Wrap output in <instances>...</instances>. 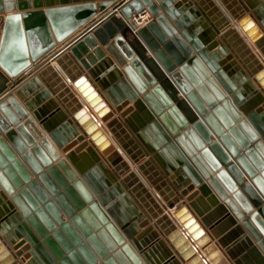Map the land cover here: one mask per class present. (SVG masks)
<instances>
[{"label": "water", "instance_id": "obj_1", "mask_svg": "<svg viewBox=\"0 0 264 264\" xmlns=\"http://www.w3.org/2000/svg\"><path fill=\"white\" fill-rule=\"evenodd\" d=\"M231 1L0 0V264H264V0Z\"/></svg>", "mask_w": 264, "mask_h": 264}, {"label": "crops", "instance_id": "obj_2", "mask_svg": "<svg viewBox=\"0 0 264 264\" xmlns=\"http://www.w3.org/2000/svg\"><path fill=\"white\" fill-rule=\"evenodd\" d=\"M220 3L224 6V8L226 9V11L228 13H230V10L227 9V5H225L222 0H219ZM229 5H231L234 9H236V6L233 4V2L231 0H227ZM215 6H218V3L216 2V0H214ZM206 4L208 5V2L206 1ZM238 31V30H237ZM236 31V35L237 37H235L234 35H232L234 43H237L239 46H241V44L238 42L239 39H241V33L238 31ZM65 64L67 65V67L72 70L73 74H76L78 70H76L74 67H72L70 65V63H68L67 61H65ZM53 66L56 65L55 62L52 63ZM55 71H50L48 76L45 77V83L43 82V85L46 86L48 85L49 88L56 90L58 89L59 92L56 93L55 95H53V100L57 103V105L62 107V110H64V112L67 114L68 117H70L71 119H73V112H72V107L76 108V101L80 100L79 95L77 94V92L74 90V88L71 86V84L66 80L65 77H67V75L64 73H60V72H55ZM67 100L69 103H71L72 107L68 106V103L65 102L64 100ZM67 107V108H66ZM117 116V114H116ZM115 116V117H116ZM86 139L92 144V142L90 141V138L86 137ZM126 143L129 145V148L132 150L133 153H136V149L132 146V144L126 140ZM103 159L105 160L106 157H103ZM146 169L148 170V172L150 173V175L153 177V179H155V176L153 175V172L150 170L149 167H146ZM130 171H126L122 176H121V180H123ZM147 179V177H146ZM147 181L150 183V181L147 179Z\"/></svg>", "mask_w": 264, "mask_h": 264}, {"label": "built area", "instance_id": "obj_3", "mask_svg": "<svg viewBox=\"0 0 264 264\" xmlns=\"http://www.w3.org/2000/svg\"><path fill=\"white\" fill-rule=\"evenodd\" d=\"M152 18L151 14L148 11H143L139 13L138 15H135L133 20L137 26V28H140L148 23Z\"/></svg>", "mask_w": 264, "mask_h": 264}]
</instances>
